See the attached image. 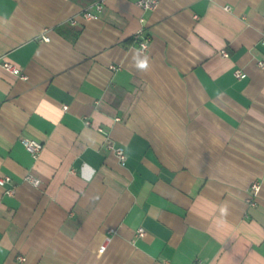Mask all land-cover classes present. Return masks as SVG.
<instances>
[{"label": "crops", "instance_id": "obj_1", "mask_svg": "<svg viewBox=\"0 0 264 264\" xmlns=\"http://www.w3.org/2000/svg\"><path fill=\"white\" fill-rule=\"evenodd\" d=\"M137 1L0 0V264H264V0Z\"/></svg>", "mask_w": 264, "mask_h": 264}, {"label": "built area", "instance_id": "obj_2", "mask_svg": "<svg viewBox=\"0 0 264 264\" xmlns=\"http://www.w3.org/2000/svg\"><path fill=\"white\" fill-rule=\"evenodd\" d=\"M136 6H137V8H139L143 12H153L158 6V0H138L136 2ZM100 9H101V7L99 5H97L95 7V11H99ZM225 10L228 11V8H225ZM82 16L86 20H91L93 18V14L91 13V11L83 12ZM137 38H138V36L135 37V39H137ZM41 41L47 43L49 41V39L47 37L43 36V37H41ZM262 42H264V35H262ZM139 46H140V51L143 52L147 48V42L146 41L140 42ZM257 65L260 68H264V63H262V62H259ZM1 67L3 68V70L8 72L9 74L14 75V76H18L21 79H25L24 77L21 76L19 69H17L16 67H14L10 64H7V63L1 64ZM233 75H234V78L236 80H241L245 77V75L240 71H235ZM98 132L101 133L102 131L98 130ZM21 144H22L24 150L31 156V158L33 160H36L42 151V145L36 141L29 140V139H23L21 141ZM104 146H105L106 150L111 152L116 157L118 163L121 166L125 163L126 157H125V154H124L122 149L115 148L113 146V144L108 140L105 141ZM9 181H10V179L7 177L0 178V186L9 183ZM24 181L29 183L33 187H37L39 184V182L36 179H34L33 177H31L30 175H27L24 178ZM258 191H259V186L256 183L251 184V186H250L251 197H253V198L257 197ZM5 193L7 195L12 194L11 191H9V190L6 191ZM249 205L252 206L253 204L251 202H249ZM143 237H144V231L141 228L137 229L135 232V238L140 239ZM104 249H105V247L101 246L99 249V253H102L104 251ZM19 261H22V260L20 259ZM194 264H201V263L195 262Z\"/></svg>", "mask_w": 264, "mask_h": 264}, {"label": "clouds", "instance_id": "obj_3", "mask_svg": "<svg viewBox=\"0 0 264 264\" xmlns=\"http://www.w3.org/2000/svg\"><path fill=\"white\" fill-rule=\"evenodd\" d=\"M134 61V67L137 69V71L140 72H147L150 64H149V57L147 55L141 57L139 55L133 56ZM221 211H226V209H222Z\"/></svg>", "mask_w": 264, "mask_h": 264}]
</instances>
